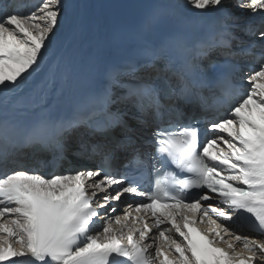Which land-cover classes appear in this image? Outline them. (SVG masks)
<instances>
[{
  "label": "snow or ice",
  "instance_id": "obj_1",
  "mask_svg": "<svg viewBox=\"0 0 264 264\" xmlns=\"http://www.w3.org/2000/svg\"><path fill=\"white\" fill-rule=\"evenodd\" d=\"M187 2L218 13L210 30L193 37L190 22L175 21L166 5L134 30L104 29L101 75L86 110L27 129L0 119V264H264V0ZM64 9V0H39L30 10L0 3V92L22 90L41 71ZM193 39L198 73L186 60L170 90L137 75L162 61L171 69V53H192ZM249 58L255 67L245 91ZM173 97H199L203 131L200 118L168 103ZM118 102L137 109L133 118L150 127L149 137L128 135L127 113L112 110ZM116 127L123 139H92ZM36 146L57 163L72 152L76 167L45 175L18 165ZM126 194L141 199L115 214Z\"/></svg>",
  "mask_w": 264,
  "mask_h": 264
},
{
  "label": "bare ground",
  "instance_id": "obj_2",
  "mask_svg": "<svg viewBox=\"0 0 264 264\" xmlns=\"http://www.w3.org/2000/svg\"><path fill=\"white\" fill-rule=\"evenodd\" d=\"M20 1L19 3L25 5V10H30L33 5L38 4L34 0ZM148 1L156 5H166L168 9L179 10L183 13L194 14L200 11L191 7L187 0ZM0 3H3V0H0ZM64 4V15L60 17V23L54 29V32L50 34L49 42L47 43L46 49L43 51V59L40 61L41 71L29 78L26 86L22 90H18L14 93L0 92V103L5 104L7 107H10V105L16 107L17 104L12 105V100L15 97H21V94L26 90L29 91V93L22 96L18 102L25 101L26 99L31 100L39 93V90H47L54 99L59 100H62L64 95L73 93L75 88L82 83V81L92 76L93 72H97V67L101 66L99 57L102 47L101 37L104 29H121L125 25L129 14V11L124 7L127 4L126 0H64ZM210 10L211 9H209V11ZM242 15L248 17L249 13L244 11ZM98 28H102V33L98 32ZM212 55H214V53H212ZM246 64L244 75L241 77L245 91L249 88L247 75L250 74V71L255 67L251 58L247 60ZM56 71H58L56 80L50 86H46L45 82L47 78L53 77L54 75L52 73ZM35 80H38L37 83L32 85ZM30 93H32V95H29ZM5 97L9 99L6 101ZM113 108H119L122 112L132 115V117H130V115L125 116L131 128L128 135L132 136L134 139L141 135L145 138L151 135V129L147 130L145 127L148 125L142 124L133 118V115L136 114L134 112V110H136L135 108L123 102H118ZM219 118H228L227 113ZM83 131L84 129L81 128L80 132ZM80 132L70 134L73 141L79 136ZM113 136L123 139L119 127L108 129L104 133L94 132L92 134V139L107 141ZM225 137L227 138L226 134ZM137 142L141 143L142 141L138 139ZM123 155L124 153L121 152L120 158L117 159L120 163H123V160H121ZM44 157H48V155L31 147L25 149L23 153L20 154L17 164L30 168L36 167L38 169ZM77 159L78 158L70 152L67 159L63 160V165L52 174H63L69 169L75 168ZM93 165V163H89L86 166L92 167ZM15 166L16 165L10 164V169ZM46 172L47 170L42 168L41 174H46ZM140 199L139 197L134 198L126 194L122 197V202H114L115 205L113 204V206L117 208L115 214H121L126 204H135ZM215 203H219V201L217 200ZM197 226L202 228L208 227L207 224H198ZM96 230H102V222L98 223ZM247 231V229L242 230L243 233H247Z\"/></svg>",
  "mask_w": 264,
  "mask_h": 264
},
{
  "label": "rangeland",
  "instance_id": "obj_3",
  "mask_svg": "<svg viewBox=\"0 0 264 264\" xmlns=\"http://www.w3.org/2000/svg\"><path fill=\"white\" fill-rule=\"evenodd\" d=\"M92 167H94V165H93ZM114 205H115V204H114Z\"/></svg>",
  "mask_w": 264,
  "mask_h": 264
}]
</instances>
